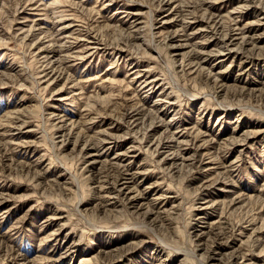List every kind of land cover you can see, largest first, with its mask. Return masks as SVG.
<instances>
[{
  "label": "rangeland",
  "instance_id": "374dc122",
  "mask_svg": "<svg viewBox=\"0 0 264 264\" xmlns=\"http://www.w3.org/2000/svg\"><path fill=\"white\" fill-rule=\"evenodd\" d=\"M0 264H264V0H0Z\"/></svg>",
  "mask_w": 264,
  "mask_h": 264
},
{
  "label": "bare ground",
  "instance_id": "6f19581e",
  "mask_svg": "<svg viewBox=\"0 0 264 264\" xmlns=\"http://www.w3.org/2000/svg\"><path fill=\"white\" fill-rule=\"evenodd\" d=\"M222 39H223V38H222ZM223 40H224V39H223ZM225 41H226V40H225ZM223 42H224V41H223ZM226 42H227V41H226ZM229 44H232V41L227 42L225 45H226V46H229ZM225 45H224V46H225ZM225 50H226V49H225ZM230 51H231V50H230ZM230 51H229V52H230ZM232 51H233V50H232Z\"/></svg>",
  "mask_w": 264,
  "mask_h": 264
}]
</instances>
